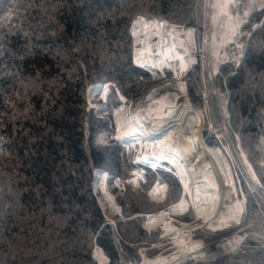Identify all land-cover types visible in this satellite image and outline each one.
I'll list each match as a JSON object with an SVG mask.
<instances>
[{
    "label": "trees",
    "instance_id": "1",
    "mask_svg": "<svg viewBox=\"0 0 264 264\" xmlns=\"http://www.w3.org/2000/svg\"><path fill=\"white\" fill-rule=\"evenodd\" d=\"M205 1L0 0V264H95L89 252L104 218L91 191L92 171L101 167L126 178L133 165L119 143H95L97 132L109 127L88 108L86 88L106 80L133 97L150 79L131 61L133 20L164 18L192 27L202 42L209 27ZM261 3L256 0L247 25L237 29L242 34L232 38L244 45L253 30L242 66L217 62L220 70L209 78L207 59L197 52L186 85L232 148L245 207L264 213V190L252 178L264 187ZM224 49L234 53L230 61L241 56L234 46ZM166 178L173 198L177 181ZM118 200L125 215L155 208L129 187ZM117 231L120 238L112 225L103 229L109 264H128L137 257L129 243L149 235L135 220L118 222ZM214 264H264V233L249 227L242 250Z\"/></svg>",
    "mask_w": 264,
    "mask_h": 264
},
{
    "label": "built area",
    "instance_id": "2",
    "mask_svg": "<svg viewBox=\"0 0 264 264\" xmlns=\"http://www.w3.org/2000/svg\"><path fill=\"white\" fill-rule=\"evenodd\" d=\"M137 21L143 22V30L134 31V24L130 28L132 36V50H131V61L132 64L138 68L146 70L151 78L145 82L146 85H157L165 80H173L178 88L176 95L185 96L187 98V110L181 112L180 106H175L173 103L168 102V96L172 95L169 88H165L160 94L155 95L152 98L142 96L143 91L136 93L133 97H128L123 93L119 92L114 86V82L109 81H97L89 84L86 91V102L89 108H97L105 104V94L110 87L114 88L116 95L118 96L119 102L126 104V108L123 110L122 115L116 122L113 129L104 131L98 135L95 139L97 144H111L119 142L122 145L131 148V162L133 170L131 175L122 178L114 173L104 170L101 167H95L92 171L91 179V191L95 197L100 212L104 218V222L110 221L109 223L113 226L117 237L120 238L117 231V223L126 220H135L141 230L147 234L152 235V239H145L139 242H130L129 245L137 246L136 253L138 254L137 259H133L128 264H140L142 261V254L147 259L156 258L160 253L161 256L169 257V254L176 250H183L182 242L179 245L173 243L177 236L164 235V229L162 222L158 223L154 228H147L144 226L147 217L150 215H159L160 212H166L164 219L167 220L171 217L177 225L181 223L191 224L192 227L200 226L197 230H203L207 228L205 218L213 216V212L217 207V204L212 212L205 216V218H198L194 207L192 208L193 215L188 219H178V213H170L169 210L174 208V205H179L180 200L175 197H170V183L165 179V174L173 176L177 185L179 186V195H183L184 184L191 185V192L197 184L200 183H211L215 185L210 191L215 192V199L217 201L221 194H224L225 190H228L230 194L229 202H224L222 206L228 205L234 197L242 193L240 179L236 172L232 158L227 149H223L215 143H211L206 138V130L204 128L205 119L201 109L195 107L192 100L186 90L185 77L191 69L192 63H189L188 57L190 52L180 44L176 43L173 39L174 27L170 25L163 18L146 19L142 15H138ZM183 57L184 63L189 65L183 75L180 74V61L170 59L171 57ZM141 65H147L142 67ZM155 66V67H154ZM183 85V90H181ZM144 86V87H145ZM143 90V89H142ZM169 91V93L167 92ZM165 96L161 109L156 107L151 108V115L154 120V126L160 128L162 125L169 123L173 125L171 129V135L176 137L169 141L170 147L176 149L179 152V157L176 161L169 163L168 160L158 161L153 152H158L159 149L154 147V142L163 140V136H159L158 133L153 131L149 124L150 118L147 116H141L139 112L145 107L155 103L160 99L161 96ZM169 96V97H170ZM194 113V114H193ZM139 120L141 123L138 125L135 121ZM158 124H161L158 126ZM191 124V133H195L197 136V142L200 145L199 150L194 154H187L185 157L180 149L183 148L187 140L184 138L185 126ZM130 125L131 128L126 132L125 126ZM141 127L144 131L148 132L149 135L141 138ZM129 133H132L129 135ZM103 134V138L100 135ZM105 137V140H103ZM119 138V139H118ZM192 153V152H191ZM171 156L169 160H171ZM158 165L153 168L152 165ZM171 169V171H169ZM194 170V171H193ZM179 173H183V183H181ZM212 177L213 181L208 180L203 176ZM223 181V183H222ZM159 187L161 198L159 200L153 199L150 196V191ZM167 186V187H165ZM129 187L132 190L141 191L148 202L157 206L154 209L146 211H134L128 215L123 214L122 205L119 202V197L122 196L126 188ZM191 203L190 196L184 206H188ZM221 220V215H217L214 220L209 221L212 227L217 225ZM103 222V224H104ZM238 228V229H237ZM237 230L228 239L225 237L219 238V240H213L218 243L219 250L216 254L208 255L203 250L204 246L209 245L208 234L196 235L197 230L190 236L193 243H199L200 248H196L185 255L180 254L183 259V264H194L197 262H209L213 256L217 259L224 253V249L230 250L228 253H236L241 243L243 242L246 232L242 231L243 227L237 225ZM235 235V238L232 236ZM236 242L232 243V240ZM228 243V246H227ZM194 247V246H193ZM188 248H186L187 250ZM192 249V248H191ZM236 251H233V250ZM98 251L104 257V249H99L95 238L89 252L90 258L95 264H101L95 257L94 253ZM191 257V259H189ZM160 260V259H159ZM157 260V261H159ZM110 262V257L107 253V264ZM176 264V263H175Z\"/></svg>",
    "mask_w": 264,
    "mask_h": 264
},
{
    "label": "snow or ice",
    "instance_id": "3",
    "mask_svg": "<svg viewBox=\"0 0 264 264\" xmlns=\"http://www.w3.org/2000/svg\"><path fill=\"white\" fill-rule=\"evenodd\" d=\"M256 3V0H215V2H212L210 4L205 5V7H212L214 9H219L221 13L225 16L228 15L229 10H234L238 11V14L236 17H231L228 16L229 20H233V26L230 30V36L231 37H236L242 33H238L237 29L240 28L241 25H247L248 23V18L250 16L251 10L254 8ZM261 8H264V3L260 4ZM216 17H213V20H215ZM139 22V21H138ZM188 35L192 37L190 39V43L194 48H197L198 51H204L206 50L205 47H200L201 41L199 39V33L195 32L194 29L188 30ZM217 37L214 35L213 40L215 41ZM204 45L206 46L207 44V38L204 40ZM224 46H234L237 51L241 53L240 57H236L234 60H229V55H234V53H230L228 55H225L224 59H220V49ZM185 52H187V49H185ZM212 56L217 58L218 64L220 63H225V64H230V63H235L237 66H242L241 65V57L244 56V45L237 44L235 39H229L225 37L219 46L214 45L213 50H212ZM170 59L174 60H179L180 61V74L183 75L185 70L189 65L184 63V58L183 57H171ZM189 63H195L194 60L189 56L188 57ZM217 65L213 66V73L219 71V67ZM142 67H147V65H141ZM155 67V66H154ZM181 90H183V85L180 86ZM194 114V113H193ZM138 125H140V121L137 120L135 121ZM173 128L172 124L166 123L162 125L160 128L154 129L156 133H158L159 136H163V140H159L158 142H154V147L159 149L158 152H153L152 155L156 157L158 161L160 160H168L169 163H172L176 161L178 163L177 158L179 157V152L176 149H173L170 147L169 141L171 139H175L176 137L171 135V129ZM185 132H184V138L188 142H190L193 147H192V153L190 155H194L200 148L199 143L197 142V136L195 133H191V124H188L185 126ZM132 133H129L131 135ZM141 138L143 136L149 135L148 132L144 131L143 128L141 127ZM119 139V138H118ZM171 156V160H169V157ZM247 163V161H245ZM158 165L153 164L152 167L156 168ZM251 168V166H249ZM171 171V169L169 170ZM194 171V170H193ZM181 183H183V173H179ZM255 180V174H253L252 177ZM223 183V181H222ZM259 183V181H257ZM167 187V186H165ZM215 185L211 183H205L204 184V191H205V199H201V193L200 190H196L195 194V204H189L188 206H183L186 201L188 200V197L192 195L191 192V185L190 184H184V192L183 195H179V186L175 184V181H173V192L175 193V198H178L180 200V205H174V207H180V211L178 213V219H188L193 215L192 208L195 207L197 214L201 212V210L210 204L213 203L212 199L209 196V190L214 188ZM170 194H173L170 192ZM217 205H219V200L215 202ZM215 213L216 215H221V220H220V226L221 228H230L232 225L229 223L225 222V218L229 221H233L235 225H241L242 220L241 216L243 217V225L246 227H253L255 226L260 230V232L264 233V213L260 212H253L251 208H246L241 205L240 202H237L235 207L232 205H224V206H219L215 208ZM215 219L214 216H209L205 218V223L207 224V228L203 230H197L196 235H201V234H207L208 231L211 232H217L218 229L214 228L211 226L209 221ZM249 220H252V224H249ZM109 223H112L110 221H105L104 224L99 225L100 231L95 233V241L99 249H104L105 251V256L104 259L102 260V264H107V249L105 248V237L103 234V229L105 226ZM188 231H191V228L187 229ZM171 235H176L175 230H172ZM252 235H255L253 233ZM197 248H200L201 246L197 245ZM214 248L215 245H212ZM204 251H209L208 246L203 247ZM233 251H236L235 249ZM174 261H176V264H183V259L180 256H172L171 257ZM191 259V257H189ZM217 259L216 256H213L212 259L208 262V264H214V261Z\"/></svg>",
    "mask_w": 264,
    "mask_h": 264
},
{
    "label": "rangeland",
    "instance_id": "4",
    "mask_svg": "<svg viewBox=\"0 0 264 264\" xmlns=\"http://www.w3.org/2000/svg\"><path fill=\"white\" fill-rule=\"evenodd\" d=\"M205 2H206V5H207V4H210L212 2H215V0H206ZM207 8H208V11H209V27H208V31H207L206 35L204 34V38H203V40H202V42L200 44V47H205L206 48V50H204V51H198L197 48H194L191 45V43L189 42L192 37H190L188 35V30L193 29L192 27L183 26V25H177V24H172V25L174 26V29H175L174 30V41L176 43H179L180 45L186 47L188 49V51L190 52V55H192V60H194V61L196 60V53L197 52L200 53L201 57L204 55L206 57V59H207V62H208V71L206 72V76H208L209 78H212V74H213V69L212 68L217 63V58L212 56V54H211L212 50H213V47H214V45L219 46L221 44V41L225 37H227L229 39L233 38V37L230 36V30H231V28L233 26L234 21L233 20H229L228 16H231V17L234 18V15L231 13L230 10L228 12V15L225 16V15H223L221 13V11L219 9H214L212 7H207ZM214 16L216 17L215 20H213ZM133 23H134V31H136L137 29L138 30H143L144 24H143V22H141V20L139 22L135 21ZM214 35L217 37V39L215 41L213 40V36ZM205 38H207L206 46L203 43ZM225 53H226V50L224 49V47H222L220 49V59L221 60L223 59V56L225 55ZM187 77H188V75H186V77H185L186 90H187V85L186 84L188 82L187 81ZM104 81H106V80H104ZM89 84H92V83H89ZM145 85H146V83H144L140 87V89L137 91V93H140ZM187 92H188V90H187ZM110 94H111V91L107 90V92L105 94V98H106L105 99V104L103 106H99L97 108H92V107L90 108L91 110H94L98 115H100L101 117L105 118L107 120V125H108L107 127H109L108 129H103V130L98 131L96 136H95V139L98 137V135L100 133H102L104 131H108L109 129H111L114 126L116 120L120 117V115L123 112V110L126 108V104L125 103H123V102L119 103L118 96H116L114 99H109ZM188 94H189V92H188ZM189 96H190V94H189ZM190 98H191V96H190ZM204 98H206V91H204ZM191 100H192L193 105L195 107L201 109V111H202V113L204 115V119H205L204 128L206 130V135H207L206 138H207V140L209 142H211V143H215V145L221 146L223 149L224 148L227 149L229 154H230V156H231V158H232V161H233L232 148L229 145V143L227 142V139L224 137V135L216 127H214L213 125H210L207 122V118H206V115H205V110L203 109V107L200 106V105H197V103L195 104L192 98H191ZM103 140H105V137H104ZM98 145H101V144H98ZM104 145H109V144H104ZM120 145H122V144H120ZM122 146L131 155V148L128 147V146H125V145H122ZM234 168H235L236 172L238 173V171H237L235 166H234ZM203 176L205 178H207L208 180L213 181V178L210 177V176L208 177L207 174H203ZM238 177H239V174H238ZM239 179H240V177H239ZM240 184H241V181H240ZM241 190H242V193L239 194L238 197L236 195L234 197V199L232 200V202H230L228 205H232L233 207H235L237 202H240L241 205L245 207L246 199H245V195H244V192H243L242 185H241ZM150 207H155V206L150 204ZM241 220H242V224L240 225V227H243L242 231L246 232V236L244 237L243 242L241 243L239 250L236 253L230 254V253H228L230 250L224 249V253L221 254L220 257H222V256L225 257V256H229V255H236L242 250V247L244 245V240H245V238L248 235L249 227H246V226L243 225V217L242 216H241ZM225 222L229 223L232 226L230 228H221L220 222H219L217 225L214 226V228H217L218 231L217 232H211V231L209 232V234H208V237H209L208 243L213 241V240H219V238H221V237H225V239H228V237L231 236L233 233H235V231L238 229L237 225H235L233 221H229V220H227V218H225ZM249 224H250V222H249ZM235 237H236L235 235L232 236V238H235ZM152 238H153V236L149 235L147 238H143V239H141L139 241H142V240H145V239H152ZM139 241H137V242H139ZM136 249H137V246H136ZM137 258H138V256L135 259H137Z\"/></svg>",
    "mask_w": 264,
    "mask_h": 264
},
{
    "label": "bare ground",
    "instance_id": "5",
    "mask_svg": "<svg viewBox=\"0 0 264 264\" xmlns=\"http://www.w3.org/2000/svg\"><path fill=\"white\" fill-rule=\"evenodd\" d=\"M166 87L169 88L172 92V95L170 96V94H169L170 97L168 96V102L173 103V105H175V106L181 105L180 106L181 112H183L184 110H187V104H188L187 98L185 96L182 97L180 95H176L178 88H177L176 83L171 79L165 80L161 83H158L157 85H147L142 90L143 91L142 96H144V97L147 96L149 98H152L155 95H158V94L164 92L163 90ZM167 92L169 93L168 90H167ZM164 98H165L164 95L161 96L160 99L157 100L155 103H152L151 105L145 107L144 109H142L139 112V114H141V116H147L150 118L149 124H146V125H147V127L150 126V128L152 130L157 129V127L154 126V123H153L154 120L152 118L150 110L152 107H156L158 109H161L162 105H163ZM171 103H170V105H171ZM160 125L161 124H158V126H160ZM125 127L126 128H125L124 132H126L128 129L131 128L130 125H127ZM100 137L103 138V134H101ZM192 147H193V145L190 142L186 141L183 148L180 150L183 153V155L186 157L188 153L192 152ZM197 189L200 190L201 199L202 200L205 199L204 184L203 183L197 184L194 187V189L192 190V195H190V200H191V203L193 205L195 204L194 197H195ZM149 194H150V196L153 197V199L159 200L161 198L158 186H156L155 189H152ZM209 196L212 199L213 203L210 204L209 206L203 208L199 214H197L196 209L194 207L195 212H196V216L198 218H200V217L205 218V216L208 215L210 212H212L213 209L215 208V206H216L215 192L209 190ZM229 196H230V194H229L228 190H225L224 194H221L220 198L217 199V200H219V205H217V207L222 206V204L224 202H229V198H230ZM179 211H180V207H174L173 209L169 210L170 213H178ZM165 214H166V212H160L159 215L148 216L147 220L144 223V226L147 228H154L158 223L162 222L163 229H164V235H171L172 230H175L176 235H174V236H177V238L173 241V243H175L176 245H179L182 242H185L182 245L183 250H185V251L175 249L174 251H172L169 254V256H171V257L172 256H180V254L185 255L188 252H191L194 249H196L197 248L196 246L199 245V243L194 244L193 241L191 240L190 236L193 234V232L195 230H197L198 228H201V227L200 226L192 227L191 224H186V223H181L180 225H177L175 220H173L171 217H168L167 220H165L164 219ZM213 214H214L213 215L214 217L217 216L215 211L213 212ZM189 228H191V231L187 230ZM171 236H173V235H171ZM234 242H236V240L233 239L232 243H234ZM212 245H215V247L213 248ZM207 246L209 248V251H206V254H208L209 256L216 254L217 250H219L218 243H216L215 241L211 242ZM227 246H228V243H227ZM186 248H188V249L186 250ZM93 255L102 264V260L104 259V257L100 254V252L96 251ZM157 260H159V261H157ZM175 263H176V261H174L172 258H169V257L167 258L165 256H161V254L159 253L156 256V258H153V259H147L145 257V255L142 254V261L140 264H175Z\"/></svg>",
    "mask_w": 264,
    "mask_h": 264
},
{
    "label": "water",
    "instance_id": "6",
    "mask_svg": "<svg viewBox=\"0 0 264 264\" xmlns=\"http://www.w3.org/2000/svg\"><path fill=\"white\" fill-rule=\"evenodd\" d=\"M263 19H264V15L262 16L261 20L259 21L258 26L261 24V22H262ZM254 29H255V28H254ZM252 31H253V30H252ZM252 31H251V32L248 34V36L246 37V41H245V44H244V52H245V47H246L247 41H248V39H249V37H250ZM241 59H242V57H241ZM236 67H237V65H236ZM227 116H228V115H227ZM236 147H237L238 150H240L238 144H237ZM240 154H241V156H242L244 162L247 161L245 155H244L241 151H240ZM246 164H247V166H250V164L248 163V161H247ZM250 170H251V172H252V169H251V168H250ZM255 177H256V176H255ZM257 181H258V179H257V177H256V178H255V182L257 183ZM257 185H258L259 187H261V188L264 190V187L260 184V182L257 183Z\"/></svg>",
    "mask_w": 264,
    "mask_h": 264
}]
</instances>
